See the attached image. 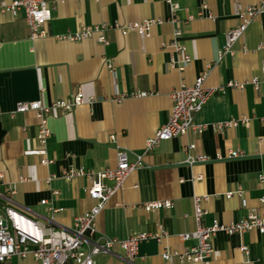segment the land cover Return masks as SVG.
Returning a JSON list of instances; mask_svg holds the SVG:
<instances>
[{
	"label": "crops",
	"instance_id": "1",
	"mask_svg": "<svg viewBox=\"0 0 264 264\" xmlns=\"http://www.w3.org/2000/svg\"><path fill=\"white\" fill-rule=\"evenodd\" d=\"M14 1L0 0L8 4ZM47 1L54 9L46 25V38H30L23 13H0V210L12 208L42 225L71 228L75 218L96 203L86 193L88 181L63 180V169H115L119 146L132 155L144 156L145 166L131 173L124 187L108 201L95 221L97 236L119 241L139 233L163 232L166 236L160 242L142 243L133 263L115 247L112 254L98 256L96 264H180L176 260L168 263L161 255L166 250L185 251L196 244L179 238L197 228L192 204L195 196L208 197L202 203L208 213L205 226H211L215 219L228 225L249 212L264 211V85L259 91L248 84L244 89L216 94L196 117L200 125L244 118L252 119L251 125L223 131L208 128L199 136L189 133L145 154L147 140L170 118V93L183 85L193 86L207 65L213 64V69L206 87L261 77L264 15L249 26L235 45V54L218 62L226 32L239 23L235 9L257 5L260 0H178L181 11L176 23L170 22L171 10L164 0ZM203 5L209 7L214 20L199 17ZM147 20L163 21L152 28L149 38L134 33L123 36L115 29L106 32L107 45L96 38L78 43L55 38L83 26L108 23L123 27ZM177 30L182 32L180 43L192 59L183 72L170 68L171 62L181 57L163 48ZM116 91L152 95L117 102ZM77 93H83L86 101L97 100L50 116L48 153L54 163L43 166L40 157L26 155L37 147L35 115L17 114L13 119L9 115L22 101L51 106ZM111 136L116 137L115 143ZM193 143L198 145V152L213 160L231 152L244 156L189 166L183 149ZM52 175L58 178L48 182ZM237 190L242 191L241 196L226 198ZM43 201L63 212L50 214ZM166 201L173 202L171 210L148 213L143 209L146 204ZM212 242L213 254L192 264H264V235L257 232L243 236L220 233ZM242 246L248 247L247 255ZM5 264L36 261L32 256L14 257Z\"/></svg>",
	"mask_w": 264,
	"mask_h": 264
},
{
	"label": "built area",
	"instance_id": "2",
	"mask_svg": "<svg viewBox=\"0 0 264 264\" xmlns=\"http://www.w3.org/2000/svg\"><path fill=\"white\" fill-rule=\"evenodd\" d=\"M171 10V23L179 20V12L181 5L178 0H164ZM53 7L47 0H16L11 4L0 2V13L11 14L17 16L24 14L25 22L30 31V38L37 40L48 37L46 25L51 21ZM236 16L239 20L238 25L228 30L225 34V44L218 53V62L227 56L235 54L234 47L244 37L252 22L261 15H264V0H260L257 5L244 7L238 6ZM199 17H208L214 20L209 13V7L203 5L199 11ZM189 17L188 20H192ZM163 24V21L147 20L140 23H133L126 26H111L108 23L99 26H83L75 32H68L64 35L55 37L60 41H68L78 43L88 39L96 38L103 45L108 44L105 36L106 32L115 29L121 32L123 36L134 33L142 38H149L151 30L157 25ZM182 32L177 30L173 33L171 43L164 44V49L172 50L181 57L180 61H172L170 68L183 72L191 63L192 59L187 53L186 47L180 43ZM260 48H264L262 45ZM248 51V49H244ZM108 69L112 71V65L107 64ZM213 69V64L206 67L191 87L182 86L173 90L169 97L172 101V112L166 124H164L154 135L147 140L145 154L154 152L159 149L163 142L174 138L188 135L189 133L199 136L208 128L223 131L227 128H234L240 124L251 125L252 119L244 118L240 120H232L224 123L212 125H200L196 122V117L202 112L210 99L227 89H244L248 84L252 85L256 91L264 85V59L262 61L261 77H254L249 82L239 83L231 81L220 87H206L205 83ZM148 92H134L131 94L115 93V100L121 102L128 97L146 98L151 96ZM96 98H90L86 101L83 93L71 95L68 99H62L54 102L51 106L44 105L41 101L19 102L14 111L10 113L13 119L17 114L33 113L38 121L37 131V147L27 151L26 155H34L40 157V163L43 166H49L54 163V159L49 157L48 144L51 137L49 127V118L53 113H68L75 111L76 108L85 103L92 104ZM3 113L0 112V120ZM113 143L116 137L109 138ZM117 166L115 169H105L102 171H86L84 169H66L62 171L61 178L63 180L72 181L78 178H85L88 181L86 193L96 204L87 213L75 218L71 228H60L55 226H45L40 222L29 218L28 216L16 211L12 208L0 210V264H5L14 257L25 258L32 256L36 264H96L95 260L100 255H110L115 247H118L124 253L126 259L133 263L139 257V250L142 243L149 240L160 242L166 233L161 235H151L149 233H139L129 237L125 241L111 239L105 236H97L96 220L104 210L108 201L124 187V184L131 173L145 166L144 156L132 155L126 149L117 146ZM186 154L185 163L189 166L196 164L208 163L210 161H225L244 156L239 152H231L227 157L218 155L216 159L198 152L196 143L190 144L183 149ZM58 178L57 175L49 177L48 182ZM2 175H0V180ZM263 181V177H261ZM13 193V191L11 192ZM235 195L241 196L242 191L237 190L226 195L227 199H231ZM208 197L195 196L193 201L194 219L196 222V230L192 233H183L179 238L183 242L195 241L196 244L185 251L166 250L162 253V259L168 263L174 260L180 264L200 263L208 259L214 252L213 239L220 233L226 235L243 236L246 233L257 232L264 235V211L249 212L246 217L231 223L222 224L218 220H214L211 226H205L203 220L208 214L204 209V201ZM264 202V201H263ZM43 205L48 206L50 214H58L63 209H57L48 201H43ZM173 202H155L146 204L143 209L150 213L161 210H171ZM244 254L249 253L246 246L241 247Z\"/></svg>",
	"mask_w": 264,
	"mask_h": 264
}]
</instances>
